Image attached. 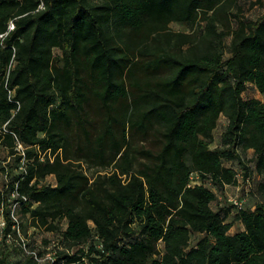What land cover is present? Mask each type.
Listing matches in <instances>:
<instances>
[{"label":"trees","instance_id":"16d2710c","mask_svg":"<svg viewBox=\"0 0 264 264\" xmlns=\"http://www.w3.org/2000/svg\"><path fill=\"white\" fill-rule=\"evenodd\" d=\"M236 1L0 0V205L59 234L27 235L49 264H264V202L220 199L264 194V14ZM0 264L41 263L4 238Z\"/></svg>","mask_w":264,"mask_h":264},{"label":"rangeland","instance_id":"374dc122","mask_svg":"<svg viewBox=\"0 0 264 264\" xmlns=\"http://www.w3.org/2000/svg\"><path fill=\"white\" fill-rule=\"evenodd\" d=\"M234 11L240 13V15L243 18L257 19L259 16L264 14V0H237L234 6ZM234 22L236 25L237 20H234ZM171 28L176 31H179V30L192 31L193 30L190 26L186 24H182V23H177V22H173L171 24ZM230 40H231V36L228 37L227 43H229ZM55 54L61 55V50L55 49ZM226 55L229 56V53L227 52ZM244 96L246 98L259 97L264 100V94H262L256 88V86L252 83H249L247 90L244 92ZM226 123H227V117L222 115L219 125L215 131V139L217 143L220 142L221 134L224 130ZM245 155H246V158H250L252 157L253 154L252 152H248ZM233 165L236 167H239L238 164L234 163ZM241 174L242 176L240 179V183L238 185H228L226 196L221 195L223 202L229 203L230 198L235 195L245 196L247 198V201H246L247 206H254L256 203L261 202V201L264 202V194H261L257 190V184L260 181L261 177L258 174H256L251 179L244 180L243 171H241ZM48 179L54 182L55 176H49ZM199 180L200 179H199L198 173H194L192 177V181L198 182ZM27 220H28V216H24L25 229H26L25 231L27 235L39 240L40 243L45 237H49V239H56V240L59 239V234L57 232H51V231H47V230H43L39 228H34L28 224ZM230 220H234V217L232 216ZM63 223H64V226H66L67 221L65 220L63 221ZM240 224L241 223L239 221L238 222L235 221V227L231 229V232L234 233L238 231L240 227H242V225ZM201 235L202 234L200 233H194L192 242L193 243L196 242ZM21 257H23V255L20 254V252H14V254L10 256L12 261H15L16 259H20Z\"/></svg>","mask_w":264,"mask_h":264},{"label":"built area","instance_id":"2783aa9c","mask_svg":"<svg viewBox=\"0 0 264 264\" xmlns=\"http://www.w3.org/2000/svg\"><path fill=\"white\" fill-rule=\"evenodd\" d=\"M11 29L15 27L14 21L11 22ZM19 149H25L22 143L19 144ZM242 174H240V177ZM249 180V179H248ZM26 199L27 197L23 195ZM247 198L241 195H235L230 198V202L234 204L237 208H242L245 206ZM22 204L19 201L12 203H2L0 205V241L4 240V238L11 243L13 239L17 240V243L27 254L33 256L37 261L41 264H49L54 263L57 259V251L52 247H49L47 252L44 254H40V248L38 246L32 247L30 244L31 238H29L23 228V221L20 216V209ZM11 222V231L7 232L9 224ZM16 233V238H14V234Z\"/></svg>","mask_w":264,"mask_h":264},{"label":"crops","instance_id":"0c3cea01","mask_svg":"<svg viewBox=\"0 0 264 264\" xmlns=\"http://www.w3.org/2000/svg\"><path fill=\"white\" fill-rule=\"evenodd\" d=\"M225 117H226V116H225ZM227 122H228V119H227ZM226 124H227V123H226ZM248 152H252V154L254 155V150H253V149H249ZM253 155H252V156H253ZM220 199H221L222 203H224L223 200H222V197H220ZM240 223H241V222H240ZM240 225H242V227H240V229H243V228H244L243 224L241 223ZM234 227H235V224L233 225L232 229H233Z\"/></svg>","mask_w":264,"mask_h":264}]
</instances>
